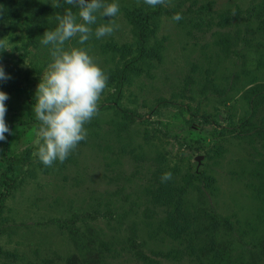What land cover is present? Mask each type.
Instances as JSON below:
<instances>
[{
	"label": "rangeland",
	"instance_id": "1",
	"mask_svg": "<svg viewBox=\"0 0 264 264\" xmlns=\"http://www.w3.org/2000/svg\"><path fill=\"white\" fill-rule=\"evenodd\" d=\"M53 2L0 0V194L4 152L15 158L0 264H264V0H116L112 35L65 44L89 49L108 85L87 138L46 167L32 111L51 62L41 39L78 11Z\"/></svg>",
	"mask_w": 264,
	"mask_h": 264
},
{
	"label": "clouds",
	"instance_id": "2",
	"mask_svg": "<svg viewBox=\"0 0 264 264\" xmlns=\"http://www.w3.org/2000/svg\"><path fill=\"white\" fill-rule=\"evenodd\" d=\"M151 8L167 7L171 0H143ZM68 5L78 9H67L56 17L58 26L47 30L41 44L50 46L51 62L37 85L33 112L39 126L36 131L34 153L40 162L50 167L54 162L63 163L76 150L79 143L87 138L86 124L99 114L101 96L108 85V76L96 62L90 50L72 46L65 48L67 41L78 38L80 45L86 44L93 35L97 39L110 36L119 25L112 19L120 11L116 0H65ZM59 7V2L52 3ZM108 18L109 22L100 24L93 30L97 19ZM180 13L173 15V21L182 19ZM0 49H7L8 42L0 39ZM10 77L0 65V81ZM8 94L0 90V141L6 140L11 129L6 123V101ZM172 179L171 172L161 176L162 182Z\"/></svg>",
	"mask_w": 264,
	"mask_h": 264
},
{
	"label": "trees",
	"instance_id": "3",
	"mask_svg": "<svg viewBox=\"0 0 264 264\" xmlns=\"http://www.w3.org/2000/svg\"><path fill=\"white\" fill-rule=\"evenodd\" d=\"M4 156H5L6 167L3 170V174H4L7 181H6V191L1 192L0 199L5 197V195L9 191L10 187L12 186L11 183H13L15 180V173H14V160H15V158L13 155H7L6 152H4Z\"/></svg>",
	"mask_w": 264,
	"mask_h": 264
}]
</instances>
